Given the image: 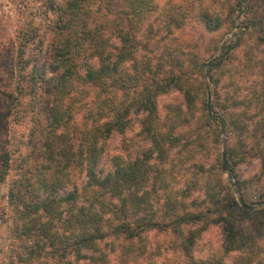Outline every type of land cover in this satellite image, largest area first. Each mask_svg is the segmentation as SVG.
Instances as JSON below:
<instances>
[{
  "label": "trees",
  "instance_id": "1",
  "mask_svg": "<svg viewBox=\"0 0 264 264\" xmlns=\"http://www.w3.org/2000/svg\"><path fill=\"white\" fill-rule=\"evenodd\" d=\"M244 3H52L50 39L31 58L19 46L5 70L11 91H0L6 121L19 106L21 138L17 147L0 140V181H12L0 264H264V197L254 209L234 195L237 172L227 162L225 178L220 162L225 117L209 109L217 96L242 140L246 114L231 108L252 106L256 94L240 95V81L249 75L264 104V0ZM200 28L216 41L205 43ZM172 87L181 101L162 105ZM133 111L143 152L105 154ZM214 228L225 246L209 257L204 237Z\"/></svg>",
  "mask_w": 264,
  "mask_h": 264
},
{
  "label": "rangeland",
  "instance_id": "2",
  "mask_svg": "<svg viewBox=\"0 0 264 264\" xmlns=\"http://www.w3.org/2000/svg\"><path fill=\"white\" fill-rule=\"evenodd\" d=\"M59 0H0V91L5 89L11 91L12 83L10 78L7 79L5 70L14 62V58L19 50V46H24L25 57L31 58L32 49L35 48L40 41L46 42L50 36L51 25L57 18V7H52L53 2ZM248 0H245V5ZM243 12L239 13L237 19V28L227 35L230 41L236 39V34L242 29V16ZM200 30L204 33L205 43L215 42L216 39L212 38L213 34ZM50 39V38H49ZM249 68L248 72L254 68V70H260L255 66H246ZM247 72V74H249ZM215 74V72H214ZM204 78H208V72ZM253 80L249 78V75L240 81V95H245L246 99L253 98V93L261 95L257 84H253ZM259 84V83H258ZM256 86V87H255ZM3 90V91H2ZM264 92V91H262ZM3 95H6L5 91ZM2 95V96H3ZM180 92L174 87L171 91L163 95H159V101L162 105L171 104L172 102L178 103L181 101ZM253 98L252 106H248L246 103L241 107L231 108V112L242 113L245 112L247 119L246 131L240 137H238L231 125V116L228 112L222 111L219 108L218 97L209 96V109H213L225 117V126L222 132V147L221 153L225 152L226 167L229 162L237 172V178L230 179V183L234 195L237 198H241L254 209H262L258 206V202L263 200L264 194V104L258 103V99ZM212 103V104H211ZM5 104V99L0 97V106ZM260 104V105H258ZM250 105V104H249ZM242 109V110H241ZM19 106L16 109H12L10 112V118L6 121L2 117V110L0 107V126L2 129L6 128L7 133H0V140L4 138L15 140L16 147L19 146L21 140L19 133V120H16L19 114ZM230 110V109H229ZM18 111V112H17ZM211 115L212 112H211ZM129 127L121 134L113 132L111 136L106 140V153L112 154L114 152H130L133 157L140 155L145 146L146 141H143L139 136L140 124L139 117L133 111L131 115ZM12 137V138H10ZM14 138V139H13ZM66 144H72L73 140L69 134L64 138ZM12 149V147H9ZM174 150H179L175 147ZM21 151H19L20 153ZM227 153L229 157L227 158ZM204 162L211 164L213 158L211 154L205 155ZM107 160V158H106ZM222 163V154L221 160ZM15 163V161H14ZM223 165V164H222ZM225 178H227V170L223 171ZM229 180V179H228ZM239 181L241 184H237L235 181ZM11 179L6 177L5 180L0 181V250H5L8 245L10 231L9 228L12 225V219L9 216L6 217L5 210L7 208V195L11 188ZM211 233L204 238L212 240V245L207 248L206 252L209 257L215 253L224 249L225 233L220 228H214L210 230ZM201 241L202 243L204 242ZM197 250L198 247H195ZM199 250V249H198ZM83 254H93L89 250H82ZM234 264H242V261L237 257L233 260Z\"/></svg>",
  "mask_w": 264,
  "mask_h": 264
},
{
  "label": "water",
  "instance_id": "3",
  "mask_svg": "<svg viewBox=\"0 0 264 264\" xmlns=\"http://www.w3.org/2000/svg\"><path fill=\"white\" fill-rule=\"evenodd\" d=\"M222 164H223L222 165L223 171H226L227 170V167H226V161H225V152H222Z\"/></svg>",
  "mask_w": 264,
  "mask_h": 264
}]
</instances>
